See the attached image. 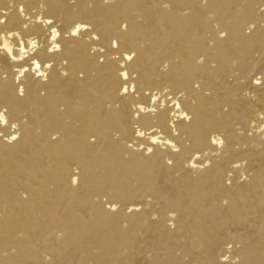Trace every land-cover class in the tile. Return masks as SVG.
I'll return each instance as SVG.
<instances>
[{
    "label": "bare ground",
    "instance_id": "6f19581e",
    "mask_svg": "<svg viewBox=\"0 0 264 264\" xmlns=\"http://www.w3.org/2000/svg\"><path fill=\"white\" fill-rule=\"evenodd\" d=\"M0 20L28 53L0 52V264H264V0H0Z\"/></svg>",
    "mask_w": 264,
    "mask_h": 264
},
{
    "label": "snow or ice",
    "instance_id": "6c2138e0",
    "mask_svg": "<svg viewBox=\"0 0 264 264\" xmlns=\"http://www.w3.org/2000/svg\"><path fill=\"white\" fill-rule=\"evenodd\" d=\"M20 12L23 13V7L20 8ZM37 21L39 22V18H37ZM0 23H4V21H3V20H0ZM43 23H44L45 25H49V26H50V25L52 24V21H51L50 19H48V20H44ZM81 27H82V25L77 24V25L75 26V28H73V29L71 30L70 35L73 36V37H76V36L78 35V32L81 30ZM8 35H9V36H12L13 33H8ZM59 36H60V33L57 32V30H56L55 28H52V29H51V36H50V40H49V43H50L51 46L47 48V51H48L49 53H51V52H53V51H55V52H59V51L61 50V45H60V43L58 42V40H59ZM93 39H96V37L94 36ZM28 46H29L30 49H35V48H36V43H35V41L30 40L29 43H28ZM116 46H117L116 42L113 41V42H112V47L115 48ZM19 50H20V53H21V50H23V54L21 53V55H20L19 57H17V56H14V55H13L12 48L9 47V45H8L7 43L0 44V52L6 54L7 57H8L11 61H13V62L17 61L18 59H19V60H23L25 57L28 56V53L25 51V46H24L23 41H21L20 44H19ZM124 59H125V60H131V59H132V56H131V55H125V56H124ZM29 63H30V65H31L32 71L34 72L35 76H37V77H41V78H44V77H45V73L40 71L41 67H43V68H45V69H49V68H51V64H50V63H44V64L42 65V64H41L40 62H38L37 59L34 58V57L30 59ZM18 71H19V75L16 77L17 80H19L21 76H23L25 73H27V72L29 71V69H28V67H23V66H21V68H19ZM120 75H121L125 80H127L128 75H127L126 72H121ZM254 83L257 84V85H259V84L261 83V81H260L259 79H257V80H254ZM134 90H135V88L133 87V91H134ZM128 91H129V89L126 88V87L123 89V92H124V93H127ZM18 93H19L20 96H23V94H24V89H23V87H19V88H18ZM169 99H171V98L169 97ZM156 102H157V97H156L155 95H153V96L151 97V103H152V104H155ZM173 103L175 104V107H176L177 109L180 108V104L175 103V102H173ZM161 107H163V105H162ZM144 111H145V109H144L143 107H141V108H140V112H144ZM151 111H155V109H151ZM181 117H182L183 119H189V118H190V117H188L187 114H185V113H181ZM8 123H9L8 120L5 118V113H4V112H0V126L7 125ZM11 127H12L13 129H15V128H16V124H15V123H12V124H11ZM136 135H137V136H143L144 133L141 132V131H139V130H137V131H136ZM10 139H11V140H15V139H17V137H16L15 135H12V136L10 137ZM151 143H152L153 145L157 144V139H156L155 137H152V139H151ZM167 143L169 144L170 147L173 148V151H177V150H178V149H176V148L171 144L170 141H167ZM212 143H213V144H216V143H217V140H216V139H213V140H212ZM220 143L222 144L223 141H220ZM147 151H148L149 153H151V152L153 151V149H152L151 147H149V148L147 149ZM168 163H171V161H168ZM194 166H195V165H193V167H194ZM113 210H114V208H113Z\"/></svg>",
    "mask_w": 264,
    "mask_h": 264
},
{
    "label": "clouds",
    "instance_id": "9594fccd",
    "mask_svg": "<svg viewBox=\"0 0 264 264\" xmlns=\"http://www.w3.org/2000/svg\"><path fill=\"white\" fill-rule=\"evenodd\" d=\"M21 53L23 54V50H21ZM220 259H221V264H223L224 261H227L228 260V256H226V255L225 256H222Z\"/></svg>",
    "mask_w": 264,
    "mask_h": 264
}]
</instances>
